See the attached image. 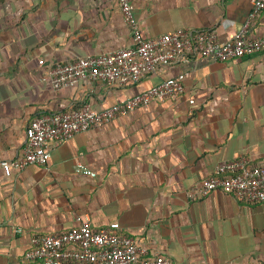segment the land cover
<instances>
[{
    "label": "crops",
    "instance_id": "crops-1",
    "mask_svg": "<svg viewBox=\"0 0 264 264\" xmlns=\"http://www.w3.org/2000/svg\"><path fill=\"white\" fill-rule=\"evenodd\" d=\"M131 1L146 38L212 30L225 40L252 8V0ZM255 29L264 35V12ZM130 46L117 0H0V264H34L24 258L32 238L85 222L119 223L149 257L174 264H264V202L196 195L224 162L264 164V51L175 63L125 87L53 89L57 65ZM180 75L181 96L53 141L46 166L5 175L1 162L21 154L34 118L106 111Z\"/></svg>",
    "mask_w": 264,
    "mask_h": 264
},
{
    "label": "built area",
    "instance_id": "built-area-1",
    "mask_svg": "<svg viewBox=\"0 0 264 264\" xmlns=\"http://www.w3.org/2000/svg\"><path fill=\"white\" fill-rule=\"evenodd\" d=\"M117 1L130 28L132 46L57 65L50 73L56 92L83 82L125 87L138 84L148 74L175 63H189L195 58L228 62L264 51V35L255 29L264 12V0H252L247 21L225 40L212 30L178 31L159 38H146L132 1ZM185 80V75L170 78L102 112L86 106L79 110L40 115L27 127L21 154L13 160L2 161L1 167L5 175L11 177L14 170L22 171L32 165L46 166L52 157L53 146L50 143L53 141H68L77 134L110 123L120 115L181 96L186 90ZM79 171L90 177L96 175L83 166ZM214 192L234 195L249 203L264 202V164L253 165L247 158L220 164L215 174L197 189L196 195L204 198ZM24 258L34 264H174L166 256L149 257L146 249L137 246L135 238L121 231L119 223L95 229L90 222H85L59 235L35 236Z\"/></svg>",
    "mask_w": 264,
    "mask_h": 264
},
{
    "label": "trees",
    "instance_id": "trees-1",
    "mask_svg": "<svg viewBox=\"0 0 264 264\" xmlns=\"http://www.w3.org/2000/svg\"><path fill=\"white\" fill-rule=\"evenodd\" d=\"M75 110V109H74Z\"/></svg>",
    "mask_w": 264,
    "mask_h": 264
}]
</instances>
